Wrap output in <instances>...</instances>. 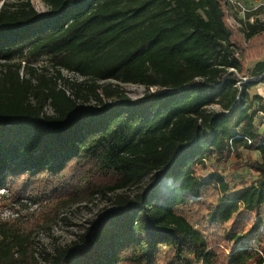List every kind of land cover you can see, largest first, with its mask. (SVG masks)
<instances>
[{
    "label": "trees",
    "instance_id": "obj_1",
    "mask_svg": "<svg viewBox=\"0 0 264 264\" xmlns=\"http://www.w3.org/2000/svg\"><path fill=\"white\" fill-rule=\"evenodd\" d=\"M43 1V11L32 0L0 5V191L50 200L56 211L114 193V208L87 220L76 240L45 250L48 264H264V98L251 92L264 81V25L249 24L243 37L224 0ZM26 55L85 80L57 70L34 83L15 61ZM230 68L248 77L241 88ZM110 79L118 83H101ZM130 83L146 88L142 97L127 94ZM244 149L259 157L246 163L257 175L242 189L204 173ZM147 176L146 188L129 191ZM209 189L223 195L199 227L183 208ZM241 209L257 219L244 240L223 226V254L204 221L224 225ZM1 224L0 264H40L31 233Z\"/></svg>",
    "mask_w": 264,
    "mask_h": 264
},
{
    "label": "rangeland",
    "instance_id": "obj_2",
    "mask_svg": "<svg viewBox=\"0 0 264 264\" xmlns=\"http://www.w3.org/2000/svg\"><path fill=\"white\" fill-rule=\"evenodd\" d=\"M32 2L39 11H43L47 8L43 0H32ZM261 39L259 38V40ZM253 60H255V58L249 59L247 63ZM15 61H21L22 65H24L20 70V75L23 77H31L34 83L37 82L40 73H45V75L49 77H54L57 73L56 66H53L48 56L31 58L26 55L22 60L17 58ZM23 61H25V64ZM3 62L4 61H0V78ZM28 66L34 68V74L30 72ZM64 74L67 75L66 77H72V79L76 81L85 80V78H82L77 73L69 72L68 70H65ZM107 82L118 83L114 79L105 80L101 83ZM123 89L133 99H139L146 91L143 85L135 83L123 84ZM95 101V98L91 96L89 103L94 104ZM213 107L215 109L218 108V106ZM47 110H50L49 106H47ZM258 157L259 155L256 151L244 149L241 150L240 156L232 155L230 160L226 163L216 165L213 160L209 161L208 170L204 171V173L206 174L208 171L212 170L222 173L228 181L230 188L236 191L242 189L244 184H249L256 178L257 174L251 171L246 166V163ZM198 173H202V171ZM68 175V177H71L70 174ZM96 180L100 181L103 180V178L97 176ZM70 181H72V178H70ZM150 182L151 177L147 176L140 183L131 185L129 191L144 189ZM0 192L3 194L0 195V223H2V228L7 231H16L20 235L31 233L30 240L35 249V257L40 264H48L47 260L44 259L45 250L53 252V249L58 245L63 246L72 243L77 239V235L82 231L83 227L88 225L87 220L98 217L114 208V193H109L107 195H101L97 192L90 193L76 201L65 204L56 211V203L50 200H37L30 196L14 199L8 191L3 192V190H1ZM222 195L223 193L219 189H209L205 191L203 197L198 201H192L188 206L183 208L184 211H182L189 219L194 221V224L200 227L202 226L200 225L201 220H203L209 208L217 201L218 197ZM256 219L257 216L255 212L241 209L224 225L209 226V224L204 221V226L202 228L210 239L218 241L219 246L222 248V253L224 254L229 252V248L227 241L223 240V226L235 229L242 235V240H244Z\"/></svg>",
    "mask_w": 264,
    "mask_h": 264
},
{
    "label": "built area",
    "instance_id": "obj_3",
    "mask_svg": "<svg viewBox=\"0 0 264 264\" xmlns=\"http://www.w3.org/2000/svg\"><path fill=\"white\" fill-rule=\"evenodd\" d=\"M4 1L5 0H0V5ZM224 9H225V15H226V19H227L229 26L235 31H240L243 37L249 31V27H248L249 24L260 23L264 25V0L255 1L254 4H247L244 0H224ZM235 54L237 56H241L242 51L240 49H236ZM57 70L61 71V75L64 76L65 78H69L70 80H73L72 77H66L67 75L64 74V71L67 69L56 66V71ZM230 71H234L238 74L239 80L236 85L239 88H241L242 83L246 82L248 80V77L241 76V74L238 73V71L235 68H230ZM77 74L80 75L79 73ZM80 76L82 78H85L82 75ZM57 85L59 88L64 89L68 94L70 93V88L63 83L61 78L57 79ZM155 89L156 87H151V90L154 91ZM45 110L47 112H51L52 108L50 107V110H47V107H46ZM259 113L264 118V112L259 111Z\"/></svg>",
    "mask_w": 264,
    "mask_h": 264
},
{
    "label": "crops",
    "instance_id": "obj_4",
    "mask_svg": "<svg viewBox=\"0 0 264 264\" xmlns=\"http://www.w3.org/2000/svg\"><path fill=\"white\" fill-rule=\"evenodd\" d=\"M247 4H254L255 1H258V0H244ZM261 58H257L251 62H248L247 63V68L250 69V68H253L254 65L256 64L257 61H259ZM252 93H256V94H259L261 95L263 98H264V81L263 82H260L258 83L256 86H254L251 90Z\"/></svg>",
    "mask_w": 264,
    "mask_h": 264
}]
</instances>
